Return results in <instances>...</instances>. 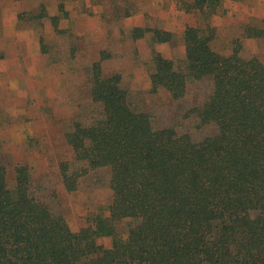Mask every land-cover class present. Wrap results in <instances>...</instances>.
<instances>
[{
	"label": "trees",
	"instance_id": "1",
	"mask_svg": "<svg viewBox=\"0 0 264 264\" xmlns=\"http://www.w3.org/2000/svg\"><path fill=\"white\" fill-rule=\"evenodd\" d=\"M223 4L176 0L204 25H186L180 63L154 51L150 73L151 90L164 88L174 101L186 97L190 83L205 84L203 98L180 113L195 119L194 128L212 129L197 138L175 123H156L120 73L104 74L109 53L101 51L89 68L91 102L64 128L73 159L61 161L58 172L71 192L91 172L107 169L109 213L74 231L51 199L35 192L26 165H15L9 184L1 164L0 264H264V63L245 55L238 39L228 54L213 47L210 20ZM137 11L124 0L114 19ZM53 23L57 28L56 17ZM149 31L156 42L173 37L145 26L130 35L136 40ZM124 219L133 222L121 236ZM101 235L111 237L110 247L97 241Z\"/></svg>",
	"mask_w": 264,
	"mask_h": 264
},
{
	"label": "rangeland",
	"instance_id": "2",
	"mask_svg": "<svg viewBox=\"0 0 264 264\" xmlns=\"http://www.w3.org/2000/svg\"><path fill=\"white\" fill-rule=\"evenodd\" d=\"M127 1L137 4L142 26L172 31V39L156 42L149 31L134 40L132 19H114L113 8L122 7L124 0L99 4L0 0V62L5 61V52L18 62L12 76L15 83L0 85V165H6L9 184L14 182L15 165H26L35 192L50 198L74 231L96 216H107L112 201L107 169L91 172L71 192L64 189L58 172L61 161L73 159L64 128L91 102L89 68L100 59L101 51L109 53L102 60L104 74L120 73L133 91L140 92L143 105L155 112L156 123H175L197 138L212 129L194 128L195 119L182 118L180 113L182 107L203 98L205 84L190 83L180 101H174L164 88L151 90L154 51L180 63L185 57L183 31L188 24L203 26L201 16L179 10L176 0ZM60 4L64 11L59 10ZM210 23L216 29V50L228 54L238 39L245 55L254 54L264 63V35L251 37L247 31L249 27L264 30V0H224ZM130 222L124 219L117 224L119 235H126ZM97 241L107 247L112 243L104 235Z\"/></svg>",
	"mask_w": 264,
	"mask_h": 264
},
{
	"label": "crops",
	"instance_id": "3",
	"mask_svg": "<svg viewBox=\"0 0 264 264\" xmlns=\"http://www.w3.org/2000/svg\"><path fill=\"white\" fill-rule=\"evenodd\" d=\"M128 18H131V24H132V27L134 26H142L141 25V18H140V15L138 14V11L136 13H134L133 15L129 16V17H126L124 18L125 20ZM126 20V21H127ZM140 20V21H139ZM7 51V50H6ZM10 53L7 54L5 52V61L4 62H0V85L3 86V84L1 83H6V84H14L15 83V79L12 77L14 76V70L15 68L18 66V62L15 58H11L10 57ZM7 65H4L3 64H6ZM102 63V61H101ZM30 66H27L26 65V68H29ZM7 72V73H6ZM13 72V74H11Z\"/></svg>",
	"mask_w": 264,
	"mask_h": 264
}]
</instances>
